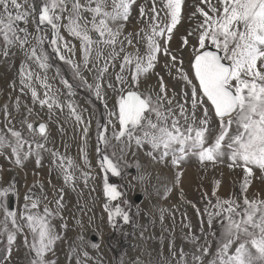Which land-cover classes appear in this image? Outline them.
<instances>
[{"label": "snow or ice", "instance_id": "obj_1", "mask_svg": "<svg viewBox=\"0 0 264 264\" xmlns=\"http://www.w3.org/2000/svg\"><path fill=\"white\" fill-rule=\"evenodd\" d=\"M135 2L136 0H83V2L39 0L37 3L36 0H0V38L4 45L2 54L7 58L10 48L19 47L24 50L26 61L31 60L40 69L47 70L50 65L44 45L49 42L59 55V59L71 65L76 75L80 76L81 65L60 54L61 45L63 49L75 54V46L69 45L61 33V29L64 28L69 35L81 42L82 63L85 68L91 62L94 50L96 59H104L103 66L97 69V79L102 81L104 74L109 70V61L114 62L120 53L125 52L124 41L120 40V36ZM161 2L170 23L163 26L159 23L157 0H151L150 15L146 13L145 6L141 5L140 18L147 17L145 22L148 25L147 30H140L146 43L145 55H139L138 49L135 54L125 53L120 64V73L115 77L123 86L128 82L123 73L125 71L131 73L129 90L125 94L124 87L120 88L116 110L108 112L109 117L116 118L119 129L117 130L116 123L109 119L108 124H111L113 129L110 139L107 135L108 124L98 125L99 142L105 147L115 148L117 145L111 143L114 140L121 146V155L117 160L108 155L101 157L104 194L109 203L121 197L122 192L109 182V174L122 175L128 165L126 163L121 165L119 161L124 159V153L129 151L133 144L137 148L149 147L150 151L147 154L153 160L158 158L159 161L165 162L170 158L171 164L175 167H179L189 156L197 157L201 164L205 162L215 164L227 158L230 169L238 167L245 174L242 186L245 195L242 206L234 199L217 198L216 203L211 205L214 211L205 209L209 226L214 217H223L219 247L215 259L210 264H264V200H250L246 195L254 169L264 174V0H217L216 4L211 3V0H201V3L207 5L208 11L201 7L197 9L204 19L197 26V43L192 46L191 77L183 69V60L177 61V57L166 46L162 48L159 43L160 38L166 37L167 41L171 40L173 29L181 19L184 0ZM33 22L35 33L26 27ZM21 23L25 27H21ZM47 30H50L51 38L44 34ZM90 33H95L98 38H94ZM131 37L132 33L124 37L128 46H133ZM118 43L120 47L117 51ZM188 43V38L184 37L183 45L187 46ZM101 44L112 49L107 57L99 50ZM160 54L170 58L172 67L180 64L177 68L178 78L184 81L188 89L182 91V101H176L175 104V94L169 97L163 77H159V90L155 91V94L152 91L141 93L136 90L141 76L154 69ZM165 67L169 65L166 64ZM19 74L21 91L25 87L29 88L33 100L38 101L41 107L46 106L50 111L54 107L63 110V105L58 99L49 95L51 85L47 83L46 76L40 77L30 69L26 70L24 64L21 65ZM80 78L86 87L93 89V85L87 84L82 76ZM33 79L40 81L46 89L44 98H41L33 86ZM62 82L69 89L72 88L67 80ZM102 87V83L94 86L98 99L101 98ZM108 87L112 88L113 85L109 83ZM68 107L75 120L81 122L82 116L77 113L76 108L71 103ZM104 107L107 110L106 103ZM16 108L19 111V99ZM198 110L201 112L199 120ZM210 111L217 118L219 126L211 143L209 134L214 129L210 128ZM28 115H32L31 109H28ZM21 123L33 138L25 137L14 126L0 129V155L5 149H10L15 157V164L22 166L23 159L35 154L36 162L39 164L42 152H50L58 161L56 167L64 181L71 183L74 177L69 170L78 166L71 158L47 148V124L43 122L34 124L27 117ZM88 123L90 124V121ZM87 132L88 128L85 127V140ZM37 134L44 142L35 139ZM112 156H116L115 151L112 152ZM84 162L88 163L87 153H84ZM136 167L137 179H142L138 163ZM83 175L85 178L88 176L87 173ZM182 175L180 172L177 173V184ZM167 191L170 192L171 189ZM11 194H14L12 185L0 189V210L5 214L4 230L8 233L9 256L11 245L16 240V233L23 231L17 221L16 212L9 210L5 204L6 198ZM24 199L26 202L21 220L32 234L30 243L25 237V243L32 253L30 264H49L45 257L60 239L51 224V220L58 214H54L48 207L43 209V214L38 211L32 212L31 210L39 208V199H34L32 195H26ZM62 199L61 196L56 201L58 208L64 207ZM109 203L105 204V209L113 227L116 226L115 217L122 218L125 224L131 221L127 210L120 206L109 207ZM9 221L14 231H9ZM92 247L96 248L98 244L93 243ZM201 250L205 254L208 252L207 247H202ZM73 251L75 252V249ZM180 255L183 260L185 256L183 250ZM84 256L88 257V253L84 252ZM194 260L202 264L201 256H195ZM183 264H186V261Z\"/></svg>", "mask_w": 264, "mask_h": 264}, {"label": "rangeland", "instance_id": "obj_2", "mask_svg": "<svg viewBox=\"0 0 264 264\" xmlns=\"http://www.w3.org/2000/svg\"><path fill=\"white\" fill-rule=\"evenodd\" d=\"M36 2L39 3V0ZM211 3L216 4L217 0H211ZM141 5L145 6L146 13L150 15L151 0H136L132 5L123 34L120 36V40L124 41L125 52L120 53L114 62L109 61V70L104 74L102 81L97 79V69L103 66L104 59H96L94 50L91 62L85 68L82 63L81 42L69 35L64 28L61 29V33L69 45L75 46V54L63 49L62 45L60 54L81 65L80 76L76 75L71 65L59 59V55L49 42L45 43L44 51L49 57L50 67L42 70L35 62L26 61L24 50L19 47L10 48L9 56L5 58L2 54L4 45L0 38V129L14 126L25 137L31 139L33 137L21 122L26 117L34 124L44 122L48 126L47 148L71 158L78 166L69 170L74 179L71 183H66L56 167L57 159L50 152H42L39 164L33 154L22 160V166L15 164V157L10 149H5L0 155V189L14 186V194L6 198L5 204L9 210L16 212L17 221L23 228V231L16 233V240L11 245L9 256L8 233L4 230L5 214L3 210H0V264H30L32 253L25 243V237L30 243L32 234L21 220L26 195L39 199V208L31 210L32 212L38 211L43 214V209L48 207L54 214H58L51 220V224L60 239L45 257L49 264H183L184 261L186 264H201L194 260L195 256L202 257V264H210L215 259L223 217H214L209 226L205 209L214 211L211 205L216 203L217 198L234 199L242 206L245 195L242 191L245 174L241 168L230 169L227 158L215 164L212 162L201 164L197 157L189 156L179 167H175L171 164L170 158L165 162L159 161L158 158L153 160L147 154L150 151L149 147L137 148L133 144L131 149L124 153V159L119 161L121 165L125 163L128 165L122 175L109 174V182L116 185L122 195L117 200L108 202L109 207L120 206L127 210L131 221L125 224L122 218L115 217L116 226L113 227L109 222L108 211L105 209L108 198L103 190L104 171L100 167V160L103 155L117 160L121 155V146L114 140L111 143L117 145L115 148L105 147L99 142L98 125L108 124L109 119L116 123V118L109 117L108 112L116 110L120 88L124 87L125 94L129 90L130 72L123 73L128 81L123 86L115 79L120 73L124 54H135L138 49L139 55H145L146 43L142 39L143 33L140 30H147L148 25L145 22L147 17L140 18ZM198 7L208 11L207 5L201 3V0H184L181 19L173 29L171 40L167 41L166 37L159 39L162 48L166 46L177 57V61L183 60V69L188 72L189 77L193 74L190 60L192 46L197 43V26L204 19L197 11ZM157 10L160 12L161 26L170 23L161 0H157ZM85 15L87 16L86 13ZM20 26L25 27L23 23ZM26 27L30 32L35 33L34 22ZM190 32L192 35H189ZM129 33H132L133 46H128L127 41L124 40ZM44 34L51 38L50 30ZM90 35L98 38L95 37V33ZM184 37L188 38L187 46L183 45ZM119 47L118 43L117 51ZM99 50L105 57L112 51L103 44L99 46ZM22 64L25 65L26 70L30 69L40 77H47V83L51 85L49 95L56 97L63 105L62 111L55 107L51 111L46 106L41 107L38 101L33 100L31 90L27 87L21 91L19 72ZM166 64L169 67L166 68ZM178 67H180L179 63L176 67H172L170 58L160 54L154 69L147 75L141 76L136 90L141 93L152 91L155 94V91L159 90V77H163L169 97L175 94L174 104L176 101H182L181 93L188 89L184 81L178 78ZM81 76L87 84L93 85V89H89L82 83ZM63 80H67L72 88L69 89L62 82ZM97 83L103 84L99 99L94 92V86ZM109 83L113 85L112 88L108 87ZM32 84L41 98H44L46 89L40 81L33 79ZM17 99L20 102L19 111L16 108ZM69 103L82 116L81 122H77L70 113ZM105 103L107 110L104 107ZM5 106H7L6 109ZM28 109L32 110L31 116L28 115ZM200 116L201 112L198 110V120ZM209 116L211 117L210 128L214 129L209 134V143H211L219 126L217 118L211 111ZM85 127L88 128L86 140ZM116 127L118 130V123ZM112 131L111 124H108L107 135L110 139ZM35 139L38 142H44L38 134L35 135ZM113 151L116 156H112ZM84 153H87V164L84 162ZM137 163L142 179H137ZM27 166V171L22 173L21 171ZM178 172L183 174L179 178V184L176 183ZM83 173L88 174L87 178ZM217 182H219L218 185ZM167 189L171 191L168 192ZM138 194L143 197L141 202L135 201ZM246 195L250 200H264V174L260 170L254 169ZM61 196L64 207L58 208L56 201ZM8 229L14 231L10 221ZM94 234L98 237L97 242L91 240ZM192 237L196 239L193 240ZM93 243L98 244V247H92ZM202 247L208 248L206 254L202 252ZM234 248L235 245H233V251ZM181 250L185 254L183 260L180 255ZM84 252L88 253V257L84 256Z\"/></svg>", "mask_w": 264, "mask_h": 264}, {"label": "water", "instance_id": "obj_3", "mask_svg": "<svg viewBox=\"0 0 264 264\" xmlns=\"http://www.w3.org/2000/svg\"><path fill=\"white\" fill-rule=\"evenodd\" d=\"M95 37H96V34H95ZM39 123H41V122H39ZM43 123H44V122H43ZM37 124H38V123H37ZM12 199H13V197H12ZM142 199H143V197H142V195H140V194L136 195V197H135V201H136V202H141ZM106 203H108V199L106 200ZM10 205H11V207H12V203H11ZM91 240H92L93 242H97V241H98V237L94 234V235L91 236Z\"/></svg>", "mask_w": 264, "mask_h": 264}, {"label": "bare ground", "instance_id": "obj_4", "mask_svg": "<svg viewBox=\"0 0 264 264\" xmlns=\"http://www.w3.org/2000/svg\"><path fill=\"white\" fill-rule=\"evenodd\" d=\"M3 166V165H2ZM4 168H5V166H4ZM24 168V167H23ZM27 168H28V166L27 167H25L24 168V170H22L21 172L23 173L24 171H27ZM26 169V170H25Z\"/></svg>", "mask_w": 264, "mask_h": 264}]
</instances>
